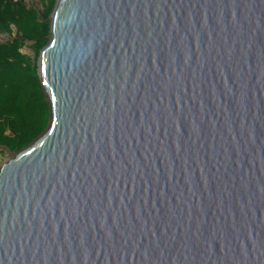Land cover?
Segmentation results:
<instances>
[{
    "label": "water",
    "instance_id": "95a60500",
    "mask_svg": "<svg viewBox=\"0 0 264 264\" xmlns=\"http://www.w3.org/2000/svg\"><path fill=\"white\" fill-rule=\"evenodd\" d=\"M36 62L0 264H264V0H55Z\"/></svg>",
    "mask_w": 264,
    "mask_h": 264
},
{
    "label": "trees",
    "instance_id": "16d2710c",
    "mask_svg": "<svg viewBox=\"0 0 264 264\" xmlns=\"http://www.w3.org/2000/svg\"><path fill=\"white\" fill-rule=\"evenodd\" d=\"M41 11L23 0H0V32L15 34L0 41V145L16 151L48 125L49 102L37 72V55L50 35L55 0H40ZM32 40L35 55L21 50Z\"/></svg>",
    "mask_w": 264,
    "mask_h": 264
},
{
    "label": "rangeland",
    "instance_id": "374dc122",
    "mask_svg": "<svg viewBox=\"0 0 264 264\" xmlns=\"http://www.w3.org/2000/svg\"><path fill=\"white\" fill-rule=\"evenodd\" d=\"M27 5L34 6L38 11H41L43 8V4L40 0H23ZM16 32V28L14 25H12V32H0V41L7 40L8 38L12 37ZM21 50L23 52H26L27 54L34 56L35 55V49L32 44V40H26L25 44L21 47ZM15 151L9 150L6 146L0 145V164L1 162L6 159L7 157L11 156Z\"/></svg>",
    "mask_w": 264,
    "mask_h": 264
}]
</instances>
